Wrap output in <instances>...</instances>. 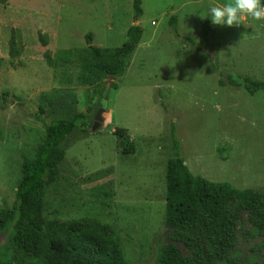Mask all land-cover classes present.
I'll list each match as a JSON object with an SVG mask.
<instances>
[{"label": "rangeland", "instance_id": "obj_1", "mask_svg": "<svg viewBox=\"0 0 264 264\" xmlns=\"http://www.w3.org/2000/svg\"><path fill=\"white\" fill-rule=\"evenodd\" d=\"M218 2L228 0H142L135 22L133 0H0V208H13L22 161L45 138L44 121L35 117L41 105L45 121L82 112L91 128L105 108L98 130H75L62 142L65 156L45 190L43 219L107 229L131 264H157L170 242L173 129L194 175L264 193V91L250 95L227 83L229 75L264 81V21L213 25L202 41L210 17L200 13ZM134 24L143 35L124 75L84 84L86 35L100 48L126 46ZM66 50L73 55L56 58ZM122 134L133 153H123ZM246 228L220 264H264L262 238ZM11 230L0 236V247ZM2 262H9L4 249Z\"/></svg>", "mask_w": 264, "mask_h": 264}, {"label": "trees", "instance_id": "obj_2", "mask_svg": "<svg viewBox=\"0 0 264 264\" xmlns=\"http://www.w3.org/2000/svg\"><path fill=\"white\" fill-rule=\"evenodd\" d=\"M134 21L143 14L142 0H133ZM171 23L178 30L177 17ZM213 24L202 25V41H207ZM143 29L131 25L127 45L100 48L86 35L91 56L86 59L84 84L94 85L102 79L124 75L127 60L138 48ZM186 39L196 44L191 37ZM46 43V42H45ZM15 50V47L12 46ZM57 59L69 58L71 50L58 52ZM228 84L244 88L250 95L264 91V81L248 76H228ZM3 97H7L4 93ZM45 107L35 117L45 124V138L33 158H24L17 183L16 201L12 209L0 208V236L10 229L8 243L1 245L9 256L7 264H131L126 261L121 245L112 232L84 226H67L43 219L44 193L58 175L65 150L62 142L75 130L88 131V116L76 112L70 118L45 121ZM174 155L167 162V204L165 226L169 228V244L157 264H220L227 261L235 247L237 231L245 224L249 235L262 238L264 247V193L238 189L228 182H210L192 173L180 153V141L172 130ZM128 135H119L123 153H133ZM246 215V217L244 216ZM189 251L184 255L176 243ZM3 263V262H2Z\"/></svg>", "mask_w": 264, "mask_h": 264}, {"label": "clouds", "instance_id": "obj_3", "mask_svg": "<svg viewBox=\"0 0 264 264\" xmlns=\"http://www.w3.org/2000/svg\"><path fill=\"white\" fill-rule=\"evenodd\" d=\"M201 18L210 17L213 25H239L248 17L255 21H264V0H228L225 3L210 4L206 14Z\"/></svg>", "mask_w": 264, "mask_h": 264}, {"label": "water", "instance_id": "obj_4", "mask_svg": "<svg viewBox=\"0 0 264 264\" xmlns=\"http://www.w3.org/2000/svg\"><path fill=\"white\" fill-rule=\"evenodd\" d=\"M104 113H105V108H100L97 111V113L94 117V123H93L92 128H91L92 130L96 131L102 126V124L104 123V120H105L104 116H103ZM1 264H4V263H1Z\"/></svg>", "mask_w": 264, "mask_h": 264}, {"label": "crops", "instance_id": "obj_5", "mask_svg": "<svg viewBox=\"0 0 264 264\" xmlns=\"http://www.w3.org/2000/svg\"><path fill=\"white\" fill-rule=\"evenodd\" d=\"M254 21V20H253Z\"/></svg>", "mask_w": 264, "mask_h": 264}]
</instances>
